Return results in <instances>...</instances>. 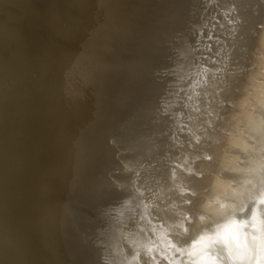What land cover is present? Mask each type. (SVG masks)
<instances>
[{
	"label": "water",
	"instance_id": "95a60500",
	"mask_svg": "<svg viewBox=\"0 0 264 264\" xmlns=\"http://www.w3.org/2000/svg\"><path fill=\"white\" fill-rule=\"evenodd\" d=\"M241 1L0 0V264H107Z\"/></svg>",
	"mask_w": 264,
	"mask_h": 264
},
{
	"label": "bare ground",
	"instance_id": "6f19581e",
	"mask_svg": "<svg viewBox=\"0 0 264 264\" xmlns=\"http://www.w3.org/2000/svg\"><path fill=\"white\" fill-rule=\"evenodd\" d=\"M262 201L264 0H242L124 207L107 264H234L241 232L264 238ZM226 217L246 227L201 244Z\"/></svg>",
	"mask_w": 264,
	"mask_h": 264
},
{
	"label": "clouds",
	"instance_id": "9594fccd",
	"mask_svg": "<svg viewBox=\"0 0 264 264\" xmlns=\"http://www.w3.org/2000/svg\"><path fill=\"white\" fill-rule=\"evenodd\" d=\"M203 219V217H201ZM226 222L222 225L217 226L215 235L201 236L202 238L207 237V242L215 244L221 238L220 233L223 232L224 228L233 222L236 225L237 231L242 230L246 227L244 222L237 223L235 217H226ZM194 249L197 245L192 246ZM202 251V249H200ZM185 253H188L189 249H184ZM193 256L196 255V251L191 253ZM228 256L234 262V264H264V238H251V241L240 233V238L235 242L228 245ZM211 264H220L219 260H212Z\"/></svg>",
	"mask_w": 264,
	"mask_h": 264
},
{
	"label": "snow or ice",
	"instance_id": "6c2138e0",
	"mask_svg": "<svg viewBox=\"0 0 264 264\" xmlns=\"http://www.w3.org/2000/svg\"><path fill=\"white\" fill-rule=\"evenodd\" d=\"M209 159H211V157H209ZM262 202H264V201H262ZM236 231H237V228H236L235 223L233 222L232 224L226 226L224 228L223 232L220 233V235L227 237L228 235H233ZM206 242H207V237L202 238V240L200 241L201 244H204L205 246H207ZM149 251H151V249H149Z\"/></svg>",
	"mask_w": 264,
	"mask_h": 264
}]
</instances>
